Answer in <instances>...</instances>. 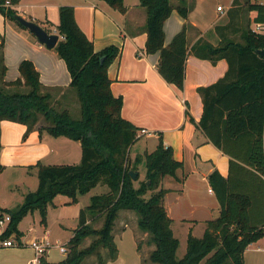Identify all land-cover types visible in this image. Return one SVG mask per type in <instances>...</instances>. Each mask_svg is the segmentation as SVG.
<instances>
[{
    "label": "trees",
    "instance_id": "trees-1",
    "mask_svg": "<svg viewBox=\"0 0 264 264\" xmlns=\"http://www.w3.org/2000/svg\"><path fill=\"white\" fill-rule=\"evenodd\" d=\"M111 7L125 12L124 0H104ZM184 2V0H180ZM20 0H0V12L8 20L24 26L16 18L14 8ZM237 0L233 1L235 4ZM147 9L148 54L160 53L158 71L178 89L184 88L186 61L189 54L186 26L165 44L164 24L176 9L188 18L187 6L174 5L171 0H140ZM254 19L247 25L236 26L230 9V24L217 27V45L199 39L193 46L194 55L213 63L225 59L226 74L216 82L199 87L203 114L197 124L213 144L230 156V174L224 177L218 170L209 176L210 185L220 203V214L208 221L204 236L189 234L188 246L182 258L177 256L179 239L172 230V218L164 205L167 192L162 187L165 176H176L183 162L174 158L173 147L163 138L157 148L143 156L131 157L132 146L139 139V127L122 115L123 96L111 88L108 69L121 49L110 45L96 51L93 41L77 22L75 8L63 5L59 10L58 29L63 39L55 50L66 61L72 76L69 89L80 105V117L64 107L54 95V87L45 86L33 61L19 65L21 76L14 81L4 79V35L0 32V122L10 120L27 126L24 138L41 123L38 131L54 137L65 136L80 141L82 159L78 164H43L38 162L39 185L25 195L15 209L0 206V218L9 214L11 220L0 235V241L21 236L19 223L29 213L39 210L42 222L47 221L48 205L59 195L77 202L99 184L109 191L94 195L91 203L81 208L79 224L68 242L69 252L57 263L82 264L92 255L105 264L101 249L110 260L117 258L119 249L114 228L121 210L134 211L141 230L150 234L155 248L149 260L153 264H244L246 248L264 237V33L256 32L251 23H264V3L247 0ZM233 23H235L233 25ZM60 90V89H58ZM60 106V108H58ZM45 121V124L42 122ZM0 142V150H1ZM145 161L146 176L139 186V165ZM4 165L0 162V173ZM131 171L138 173L133 179ZM150 181L148 184L147 181ZM150 192V193H149ZM101 219L94 227L89 220ZM92 237L91 243L81 244ZM19 242V240H18Z\"/></svg>",
    "mask_w": 264,
    "mask_h": 264
},
{
    "label": "crops",
    "instance_id": "crops-1",
    "mask_svg": "<svg viewBox=\"0 0 264 264\" xmlns=\"http://www.w3.org/2000/svg\"><path fill=\"white\" fill-rule=\"evenodd\" d=\"M184 1L188 4V18H184L174 9L164 24L166 45L172 41L175 34L185 26L187 28L189 54L183 89H178L174 84L167 82L159 73L160 53L146 52L148 15L147 9L141 5L140 0H124L125 12L111 7L104 0H20L14 6L18 15L40 24L49 33L58 34L60 41L63 39L58 29L60 7L72 5L75 8L78 24L93 41L96 51H101L110 45L120 47L121 52L110 65L108 74L112 80L113 93L124 98L122 115L139 127L137 142L141 140L145 142L142 151L137 150L135 155L131 154L132 159L138 155L142 156L146 151H154L162 137L166 145L173 147L174 158L183 162V168L177 171L176 176H165L162 181V187L167 190L164 205L172 218L173 233L180 241L177 251L179 258H182L187 251L189 234L198 238L203 237L208 221L216 219L220 214V203L210 185V174L215 170L224 177L230 174V156L208 140L204 132L197 127L204 106L198 89L223 77L228 70V63L225 59L213 63L209 59L200 58L194 55L192 48L199 39L217 45L220 37L216 28L230 24L229 11L235 6L232 4L234 0ZM218 2L226 3L228 19L225 23H220V19L225 15L226 10L218 11L217 6L220 5ZM197 11L203 17L211 11L212 15L208 23H203L200 20L202 18H199L200 15L194 19L193 14ZM232 13L236 19V11ZM255 14V11H251L250 18L254 19ZM212 31L216 34L217 40L211 37ZM0 32L5 37L3 57L7 67L4 76L6 81L19 78L20 63L29 59L40 72L41 82L56 89L54 91L56 99H77L74 92L69 89L72 76L66 61L58 55L55 47L49 49L32 31L6 19L1 12ZM76 102L79 108L78 100ZM66 103L68 104V101ZM40 125L42 124L39 123L35 130L24 138L26 125L10 120L0 122L2 145L0 162L4 165L0 173V206L4 209H15L23 203L28 192L38 188V168L35 165L39 161L43 164H51L49 159L60 157L62 153L65 154L66 161H74L80 157L82 159L80 141L70 138L67 139L69 141H57L65 136L54 137L46 131L40 136L37 129ZM60 144L65 147L63 150L58 147ZM142 166L143 162L139 165L140 178L135 181L136 186H139L146 176V171L141 174ZM9 201L15 202L9 204ZM20 225L21 222L19 230L22 234L18 239L21 244L11 247L0 246V264H29L35 257V251L29 243L34 239H49L48 230L44 231L43 236H39L33 230L26 235ZM145 234L148 235L147 232ZM92 239L84 240L88 242L86 246ZM134 243L137 251L138 244L135 239ZM151 246L150 253L155 248L154 244ZM53 252L50 247L43 260L57 263L67 255L61 249L59 252L64 255L54 256ZM119 257L120 252L116 259L105 264H112ZM136 264L141 262L138 260ZM244 264H264V237L252 242L246 248Z\"/></svg>",
    "mask_w": 264,
    "mask_h": 264
},
{
    "label": "rangeland",
    "instance_id": "rangeland-1",
    "mask_svg": "<svg viewBox=\"0 0 264 264\" xmlns=\"http://www.w3.org/2000/svg\"><path fill=\"white\" fill-rule=\"evenodd\" d=\"M246 2L247 0H237V2H235L234 4L235 5L234 10L236 11V15H237L236 16V26L239 25L243 27V25L245 26L249 23V21H251V18H250L251 11L248 9ZM171 3L172 4L177 3L182 6L188 7V4L186 1L181 2L180 0H171ZM218 3L224 6V11L226 10L224 13L225 15L223 14L224 16L220 19L221 21L220 23H225V21L228 19L227 18L228 11L225 8L226 3L225 4H223L222 2H218ZM198 15H200L199 11L195 12L193 14L194 19L198 18L199 17ZM211 15H212L211 11L210 12L208 11L205 17L200 15L199 18H202L200 20L203 23L205 22L208 23V20L209 18H211ZM251 27L253 28L255 27V25L251 23ZM216 32L218 34L217 29H216ZM212 34L213 36L211 37L217 40L216 34L213 31H212ZM60 100H63L62 103L64 107L69 106L71 108L74 117L81 116L80 108H78L77 106L76 98L75 99H72V98L71 99H61L60 98ZM67 101H68V104L66 103ZM58 108H60V106H58ZM42 123L45 124V121ZM67 139L68 138L66 137H61L57 141H66ZM134 144L131 150L132 155H135L137 150L142 151L144 149L145 142L144 140H141V142H137L135 146ZM58 147L62 150L65 148L62 144L58 145ZM64 156L65 154L62 153L60 157H51V159H49L50 160L49 162H52L51 164H78L81 162V157L80 159L78 158L77 160H74V161H66L67 159ZM145 171H147V168H146L145 161H143V166L141 168V174H144ZM107 190H109V187L107 185L99 184L95 188H93L91 192L84 194V195H80L79 200L77 202H72V198L67 195L59 194L48 205L46 223L42 222V216H41L40 211L35 210L33 212H29L22 219L21 225H20L21 229L25 232L26 235H29L30 230H33L37 232L39 236L41 235L43 236V234H45L44 231L48 230L50 233L48 240L52 244L51 248L54 251L53 252L54 256L64 255L59 252L60 246H65L66 254H68L69 249H68L67 241L70 239L72 234H74L75 229L78 227L80 209L88 206L91 203V197L93 195L103 194ZM15 201L13 202L9 201V204H13ZM138 219H139V216L133 211L122 210L119 212V216L116 219V224H115L113 233L115 235V239L119 247L120 257L118 260L114 261L112 264L121 263V262L136 264L138 263V260L139 262H141V264H152L151 261L149 260L150 248L152 247L151 246L152 243L150 241L151 237L149 233L147 235L145 234L144 231H142L139 228ZM101 222H102L101 219H98V220L94 219L91 221V224L94 227H99ZM13 237L15 240H17L14 235H11L9 238H13ZM89 238L92 239V237H89ZM134 239L136 240V244H138L137 251L135 248ZM87 243H88L87 241L82 242L81 247L82 248L86 247ZM101 251L103 252V258L105 262L106 263H109L108 261L111 262L112 260L109 259L107 250L105 248H102ZM137 252L139 256L137 255ZM98 262H99L98 257L96 255H93V257L91 258L90 257L86 258L82 264H99Z\"/></svg>",
    "mask_w": 264,
    "mask_h": 264
},
{
    "label": "built area",
    "instance_id": "built-area-1",
    "mask_svg": "<svg viewBox=\"0 0 264 264\" xmlns=\"http://www.w3.org/2000/svg\"><path fill=\"white\" fill-rule=\"evenodd\" d=\"M262 3H264V0H260ZM217 10L220 12L224 11V6L222 4L217 6ZM255 27H253V30L256 32L264 33V23H255ZM146 132L145 130H143ZM11 220V216L9 214H5L0 218V235L4 233V231L7 229L9 222ZM21 244L17 240L13 238H8L6 240L0 241V246L3 247H11ZM30 246L35 251V257L29 262V264H40L42 263V260L44 256L46 255L48 249L52 246L51 242L47 239H34L30 243ZM61 251L63 253H66V247L61 246Z\"/></svg>",
    "mask_w": 264,
    "mask_h": 264
},
{
    "label": "water",
    "instance_id": "water-1",
    "mask_svg": "<svg viewBox=\"0 0 264 264\" xmlns=\"http://www.w3.org/2000/svg\"><path fill=\"white\" fill-rule=\"evenodd\" d=\"M16 18L19 20V22L26 28H28L30 31H32L38 38V40L45 44L46 47L49 49H52L56 46L59 40V35L55 33H49L45 28H43L40 24L26 19L25 17L18 15ZM259 53L264 56V50H259ZM133 179H137L138 173L131 171L130 172ZM147 183L149 184L150 181L148 180Z\"/></svg>",
    "mask_w": 264,
    "mask_h": 264
}]
</instances>
